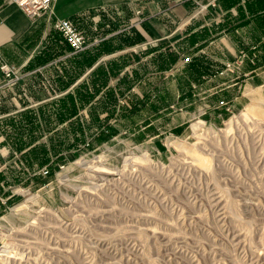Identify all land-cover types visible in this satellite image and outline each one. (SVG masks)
Listing matches in <instances>:
<instances>
[{
  "label": "rangeland",
  "instance_id": "obj_1",
  "mask_svg": "<svg viewBox=\"0 0 264 264\" xmlns=\"http://www.w3.org/2000/svg\"><path fill=\"white\" fill-rule=\"evenodd\" d=\"M133 67L62 132L0 135V264H264V109L185 115L176 70L139 86Z\"/></svg>",
  "mask_w": 264,
  "mask_h": 264
},
{
  "label": "crops",
  "instance_id": "obj_2",
  "mask_svg": "<svg viewBox=\"0 0 264 264\" xmlns=\"http://www.w3.org/2000/svg\"><path fill=\"white\" fill-rule=\"evenodd\" d=\"M56 18L76 24L88 40L86 50L72 54L54 27ZM179 40L196 57L182 70L166 60ZM143 53L157 65L153 75L142 64ZM3 63L18 68L20 79L6 84L0 69L2 136L13 124L30 140L34 133L62 132L70 120L56 118L77 117L96 97L91 85L104 90L123 79L125 69L130 78L133 66L139 86L154 85L158 77L167 81L176 70L185 115L220 119L227 106L232 112L264 109V0H56L53 13L38 19L12 0H0ZM99 70L105 75L100 82ZM84 82L85 90L79 86ZM192 108L197 111L190 114ZM38 141L23 137L20 145L27 149ZM0 143L17 146L8 138Z\"/></svg>",
  "mask_w": 264,
  "mask_h": 264
},
{
  "label": "built area",
  "instance_id": "obj_3",
  "mask_svg": "<svg viewBox=\"0 0 264 264\" xmlns=\"http://www.w3.org/2000/svg\"><path fill=\"white\" fill-rule=\"evenodd\" d=\"M17 4L31 19H38L46 14H52L56 0H12ZM54 27L58 30L64 42L70 47L72 54L76 55L88 47L89 43L84 33L69 19H58L54 21ZM6 84H11L20 79V72L7 63L0 66ZM224 104V102H221ZM44 173H48L45 171Z\"/></svg>",
  "mask_w": 264,
  "mask_h": 264
},
{
  "label": "trees",
  "instance_id": "obj_4",
  "mask_svg": "<svg viewBox=\"0 0 264 264\" xmlns=\"http://www.w3.org/2000/svg\"><path fill=\"white\" fill-rule=\"evenodd\" d=\"M93 60H94V59L89 60L87 64H91V63L93 62ZM97 74H98V76L100 77V78H99V82L102 81L101 79L104 78V76H105V75H104V72L101 71V70H99ZM103 86H105V84L99 85V87H101V88H102ZM84 100H85V99H84ZM84 100H82V101H83V102H86V101H84ZM65 105H66L67 107H69L68 103H66ZM109 117H114V115L112 114V116H109ZM62 119H64V118H62Z\"/></svg>",
  "mask_w": 264,
  "mask_h": 264
}]
</instances>
